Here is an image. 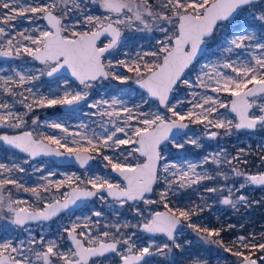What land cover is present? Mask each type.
Instances as JSON below:
<instances>
[{"label": "snow or ice", "instance_id": "6c2138e0", "mask_svg": "<svg viewBox=\"0 0 264 264\" xmlns=\"http://www.w3.org/2000/svg\"><path fill=\"white\" fill-rule=\"evenodd\" d=\"M129 34L154 42L120 58ZM0 58L27 62L0 68V129L10 130L0 131V147L25 157L0 162V231L23 234L0 235V264H163L185 253V264H219L213 249L230 264H264V230L204 221L218 206L238 215L260 203L246 194L264 188V170H247L252 152L179 155L264 131V0H0ZM104 82L125 87L106 95L97 87ZM54 108L68 118L83 111L90 123L71 130L67 119L41 124L34 115ZM192 126L200 133L189 135ZM259 149L264 168V143ZM42 156L81 169L100 160L110 172L57 179L33 167L39 182L26 186L17 174L30 177L24 165ZM79 207L84 213L61 221ZM55 221L49 238L43 228ZM185 232L208 258L193 253Z\"/></svg>", "mask_w": 264, "mask_h": 264}, {"label": "rangeland", "instance_id": "374dc122", "mask_svg": "<svg viewBox=\"0 0 264 264\" xmlns=\"http://www.w3.org/2000/svg\"><path fill=\"white\" fill-rule=\"evenodd\" d=\"M219 39V37H217ZM154 42L152 39V36L149 34H129V39L126 41V46L124 49L120 52V58H122L123 51H134L136 48H139L140 46L144 47H150L151 43ZM214 58V57H210ZM203 62V60L201 61ZM26 60H10V59H3L0 58V68L4 69H10L12 67H17L18 69H23L26 65ZM37 67L39 65H36ZM27 67H32L31 64H27ZM0 74H7L0 73ZM191 78L194 79V75L191 76ZM43 83L40 84L42 87V90H47V86L50 83V79L44 77L42 78ZM99 91L101 93H105L106 95L116 94V88L117 87H125L123 85H117L116 82H104L103 85H98ZM128 87L135 88V85H130ZM134 95V94H133ZM181 97H183L184 93L183 90L178 93ZM96 98V97H94ZM138 99V97H137ZM19 107V106H18ZM83 111H88V109L85 107ZM83 111L79 115H73L71 118H68L67 111L61 110V108H54V109H42L38 110L34 113V115L38 116L40 118L41 124H43L45 121H51V120H57V121H63L67 119V123L71 130H75V125L80 123L81 121L85 123H90V120L88 117H85L83 115ZM223 111V110H221ZM28 119L30 124V117H26ZM42 131L45 132H52L53 130L48 129L46 127L41 128ZM9 131L10 130H7ZM201 129L199 126H192L190 130H188V134L192 135L195 133H200ZM261 143H264V131H258V132H239L235 133L231 137H226L218 141L213 140H204L203 145L204 147L201 150H196L191 147H188L186 152L180 153L179 155L183 156H190L188 159H191L193 161H198L200 156L207 154L209 151L217 150L219 147H224L229 150V152L234 153L237 147H244L248 148L252 155L248 157L250 160V164L247 166V170L251 172H256L257 170H264V168H258L259 159L257 156V153L260 151L259 145ZM170 147V145H169ZM165 155L167 156L168 153L165 152ZM23 158V154H20L14 150L11 149H4L0 147V162L2 161H8V162H17L19 163ZM24 167L27 169L28 173H32L33 167H41L43 169V174H46L48 171L56 172L57 175L54 178H62L59 174L60 173H73L75 172L77 175L84 176L85 172L89 175H95V174H106L107 172H110V170H105L102 167V163L100 160L93 161L87 169H81L79 167L70 165V166H61L57 165L56 162L52 159H36L32 161L29 165H24ZM18 176L22 177L23 182L26 183V186H33L34 183L39 182L37 180V177L41 175V173H32V175L29 177L25 174H17ZM13 193L15 196L19 198H30L28 194L24 192H15L13 189ZM246 194L248 195L250 200H259V204H255L251 207L250 210H241V212L237 215L236 213L232 212L229 209H225L222 206H218L214 208L210 213H206L204 215V221L206 223L214 224L215 226H219L216 224V220L219 219L222 223H234V224H244L243 232L247 233L249 231H255L259 233L261 230H264V188H249L246 190ZM151 198H155L154 195L151 196ZM89 207H92L91 204H89ZM96 208H100L101 205H99L98 202L95 204ZM163 207L161 206L157 210H162ZM84 208L80 207L76 210H71V212L68 215H64L61 217V221L63 223H68L69 217L71 219H75L76 215H81L84 213ZM124 212V219L132 220V222H135L134 219H132L131 213L128 212L126 209L121 210ZM61 221H55L50 222L48 225H50V228H46V226L43 228V233L49 238H51L57 231L58 224L61 223ZM3 222L0 221V224ZM9 228V231H0V235L4 236H11L15 238L16 235H23L22 233H15L11 231L10 226H6ZM34 227V233L39 234L41 232V229L39 227ZM185 235L190 236V238L193 240V243L191 245V248L193 250V253L196 252L199 253V256L208 258L209 253L205 250L207 246L202 245V243L199 240H196L194 236H191L190 233L185 232ZM225 238H229V234L225 233ZM159 241V238H156ZM219 252V264H230V262L234 259L228 254L222 253L219 250L213 249L212 255L213 257L216 256V253ZM187 253H185L183 256L177 254L173 257H170L167 261L163 262V264H185V260L187 257ZM226 258V259H225ZM157 261L160 260V258H156ZM213 264H218V261L214 258Z\"/></svg>", "mask_w": 264, "mask_h": 264}, {"label": "water", "instance_id": "95a60500", "mask_svg": "<svg viewBox=\"0 0 264 264\" xmlns=\"http://www.w3.org/2000/svg\"><path fill=\"white\" fill-rule=\"evenodd\" d=\"M64 111H67L66 109H63ZM188 131V130H186ZM11 134V133H10ZM13 150V149H11ZM15 151V150H14ZM37 159H52L56 162L57 165H61V166H70V165H73V166H76V167H79L78 164L75 163L74 160H71L67 157H60V158H57V157H38ZM92 162H90L91 164ZM89 164V165H90ZM80 168V167H79ZM80 208V207H79ZM79 208H73L72 210H76V209H79Z\"/></svg>", "mask_w": 264, "mask_h": 264}, {"label": "flooded vegetation", "instance_id": "af4514ba", "mask_svg": "<svg viewBox=\"0 0 264 264\" xmlns=\"http://www.w3.org/2000/svg\"><path fill=\"white\" fill-rule=\"evenodd\" d=\"M4 59V58H3ZM47 78V77H46ZM48 79H50V78H48ZM61 110H63L62 108H61ZM64 111V110H63ZM0 131H6V129H0ZM93 162V161H92ZM164 209H162V210H160V211H163Z\"/></svg>", "mask_w": 264, "mask_h": 264}, {"label": "bare ground", "instance_id": "6f19581e", "mask_svg": "<svg viewBox=\"0 0 264 264\" xmlns=\"http://www.w3.org/2000/svg\"><path fill=\"white\" fill-rule=\"evenodd\" d=\"M190 156H187V158H189ZM51 226L50 225H46V228H50Z\"/></svg>", "mask_w": 264, "mask_h": 264}]
</instances>
